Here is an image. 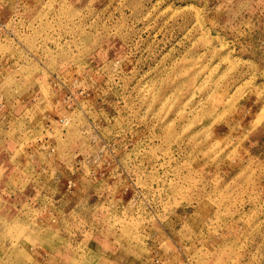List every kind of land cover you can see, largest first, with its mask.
<instances>
[{
  "label": "rangeland",
  "instance_id": "374dc122",
  "mask_svg": "<svg viewBox=\"0 0 264 264\" xmlns=\"http://www.w3.org/2000/svg\"><path fill=\"white\" fill-rule=\"evenodd\" d=\"M0 264H264V0H0Z\"/></svg>",
  "mask_w": 264,
  "mask_h": 264
}]
</instances>
